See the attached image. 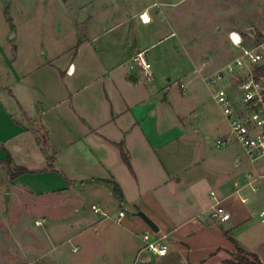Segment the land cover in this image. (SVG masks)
Wrapping results in <instances>:
<instances>
[{
    "label": "crops",
    "instance_id": "1",
    "mask_svg": "<svg viewBox=\"0 0 264 264\" xmlns=\"http://www.w3.org/2000/svg\"><path fill=\"white\" fill-rule=\"evenodd\" d=\"M134 1L79 0L64 10L75 28L65 51L32 46L27 35L0 44V154H9L12 168L39 173L16 183L38 177L23 188L63 202L60 216L15 221L14 264H225L237 248L264 263V178L255 192L248 180L264 177V159L238 175L229 153L187 151L219 137L203 129L198 99L205 89L213 100V90L191 78L197 64L191 69L181 53V0L158 9L143 0L133 8ZM138 52L149 80L132 61ZM218 141V149L231 145ZM216 203L227 222L209 218ZM144 233L164 236L167 254L145 253Z\"/></svg>",
    "mask_w": 264,
    "mask_h": 264
},
{
    "label": "rangeland",
    "instance_id": "2",
    "mask_svg": "<svg viewBox=\"0 0 264 264\" xmlns=\"http://www.w3.org/2000/svg\"><path fill=\"white\" fill-rule=\"evenodd\" d=\"M143 1L152 2L153 8L158 9L162 2L169 0ZM137 2L141 3V0L134 1L133 8L137 7ZM78 3L79 0H0V44L12 46L21 35L23 37L27 35L32 36V46L42 45L48 49L53 45L55 50L65 51L75 41L72 35L75 28L73 23L65 17L64 10L73 12L78 8ZM179 5L180 28L176 29L175 34L177 37L178 34L181 35V53L188 58L191 69L193 64H197L191 70V78L199 79L207 86L210 79L216 74L226 73L227 67L240 57V52L232 47L227 39L230 31L242 34L244 46L247 48H256L261 42L256 38L251 39L248 33H257L264 25L262 0H181ZM12 36L16 39H12ZM0 58L2 59L1 53ZM233 73L219 84L230 92L239 80L238 74ZM178 86L180 92H185L187 89L185 84L178 83ZM210 92L204 89L200 91L198 98L205 113L203 129L208 131L209 135L217 129L219 137H211V140H203V142L198 139L197 142L190 144L187 151L199 153L203 147L209 155L213 156L229 153L230 169L238 175H247L253 172L252 164L235 143H231L227 149H218L215 145L216 140L228 136L229 129L221 112L215 106ZM186 106L190 108L193 105L188 103ZM200 134L203 135V133ZM1 150L5 153L2 148ZM0 155V264H14L12 238L15 221L23 215L33 218L60 216L63 202L56 196L36 197L33 192L24 189L23 186H28L31 180H37L38 177H27V180H23L19 185L15 182V179L19 177L14 174L15 170L9 171L6 153L4 156ZM235 156H239L238 165L232 162ZM262 161H259L258 165ZM230 169L228 168V171L231 174ZM26 174L34 176L39 173ZM237 256V252L234 251L229 260H234ZM79 258L80 255H75L76 262Z\"/></svg>",
    "mask_w": 264,
    "mask_h": 264
},
{
    "label": "built area",
    "instance_id": "3",
    "mask_svg": "<svg viewBox=\"0 0 264 264\" xmlns=\"http://www.w3.org/2000/svg\"><path fill=\"white\" fill-rule=\"evenodd\" d=\"M262 4L264 8V0ZM139 18L143 23L149 21L145 19V14L140 15ZM248 36L251 39L260 40V44L256 48H247L244 46L242 34L237 31L228 33V40L232 47L240 52V57L227 67L226 73L216 74L210 79L208 86L213 90V100L229 129L228 136L218 141V147L235 143L251 163H256L264 159V72L260 71L264 68V25L257 33L250 32ZM132 61L140 68L146 79H151L152 74L144 52L136 53ZM233 72L238 74L239 80L230 92L229 89L219 84L227 76L234 74ZM263 178L256 176L255 181L252 178L248 179L251 191L257 190ZM210 197L214 198V194L210 193ZM240 201L245 203L247 199L244 197ZM90 208L93 213L101 214L96 206L92 205ZM121 216L123 212L118 213V217ZM209 218L218 223H225L230 215L216 203L209 213ZM259 218L264 223V210L259 213ZM36 224L40 223L36 222ZM142 240L145 243V253L156 257H163L167 254L168 248L164 243V236L144 233Z\"/></svg>",
    "mask_w": 264,
    "mask_h": 264
},
{
    "label": "trees",
    "instance_id": "4",
    "mask_svg": "<svg viewBox=\"0 0 264 264\" xmlns=\"http://www.w3.org/2000/svg\"><path fill=\"white\" fill-rule=\"evenodd\" d=\"M260 71L264 72V68H262ZM121 158L123 160V162L129 166V163H128V159L126 157V155L124 154V152L122 151L121 149ZM6 163L9 167V171H12L13 172V169L15 170V173L16 176H20V175H23L25 173H32L31 171H28L27 169L25 168H22V167H14L12 168V160H11V157L9 156L8 153H6ZM48 168H51V165L48 166ZM43 172V171H41ZM115 192H117V189L115 187ZM236 252L238 254V256L234 259V260H228V261H225V264H264L262 263L259 258L255 255V254H252V253H248L242 249H239L237 248L236 249Z\"/></svg>",
    "mask_w": 264,
    "mask_h": 264
},
{
    "label": "water",
    "instance_id": "5",
    "mask_svg": "<svg viewBox=\"0 0 264 264\" xmlns=\"http://www.w3.org/2000/svg\"><path fill=\"white\" fill-rule=\"evenodd\" d=\"M139 216L145 221V223L152 231H157L156 227L148 219H146L142 214H139Z\"/></svg>",
    "mask_w": 264,
    "mask_h": 264
},
{
    "label": "bare ground",
    "instance_id": "6",
    "mask_svg": "<svg viewBox=\"0 0 264 264\" xmlns=\"http://www.w3.org/2000/svg\"><path fill=\"white\" fill-rule=\"evenodd\" d=\"M146 16H147V15H146ZM146 16H145V17H146ZM145 19L147 20L148 18H145Z\"/></svg>",
    "mask_w": 264,
    "mask_h": 264
}]
</instances>
